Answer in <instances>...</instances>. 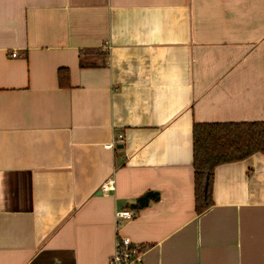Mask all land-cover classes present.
I'll return each mask as SVG.
<instances>
[{
  "label": "crops",
  "instance_id": "obj_1",
  "mask_svg": "<svg viewBox=\"0 0 264 264\" xmlns=\"http://www.w3.org/2000/svg\"><path fill=\"white\" fill-rule=\"evenodd\" d=\"M260 121L264 0H0V264H264V154L200 216L192 166L195 123Z\"/></svg>",
  "mask_w": 264,
  "mask_h": 264
},
{
  "label": "trees",
  "instance_id": "obj_2",
  "mask_svg": "<svg viewBox=\"0 0 264 264\" xmlns=\"http://www.w3.org/2000/svg\"><path fill=\"white\" fill-rule=\"evenodd\" d=\"M95 53L94 50L82 53ZM91 65L80 61L82 68ZM66 69H59V85L68 84ZM193 134L194 211L200 216L213 206V175L216 167L264 154V121L195 123Z\"/></svg>",
  "mask_w": 264,
  "mask_h": 264
},
{
  "label": "built area",
  "instance_id": "obj_3",
  "mask_svg": "<svg viewBox=\"0 0 264 264\" xmlns=\"http://www.w3.org/2000/svg\"><path fill=\"white\" fill-rule=\"evenodd\" d=\"M16 53H12V57H15ZM123 136L118 134L116 139L112 143L107 144L108 148L114 149L116 145L122 143ZM115 187L112 177L107 178L101 188V191L109 192ZM118 220L132 219L133 214L129 211H120L115 214ZM115 251L108 260V264H141L143 251L140 247L134 246L128 238L117 237L114 243Z\"/></svg>",
  "mask_w": 264,
  "mask_h": 264
},
{
  "label": "water",
  "instance_id": "obj_4",
  "mask_svg": "<svg viewBox=\"0 0 264 264\" xmlns=\"http://www.w3.org/2000/svg\"><path fill=\"white\" fill-rule=\"evenodd\" d=\"M119 148L122 146H118ZM158 199V194L157 192H147L144 195L140 196L137 198L136 202L134 204L130 205L131 210H136V209H142L148 206L149 202L152 200Z\"/></svg>",
  "mask_w": 264,
  "mask_h": 264
}]
</instances>
